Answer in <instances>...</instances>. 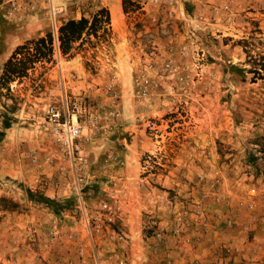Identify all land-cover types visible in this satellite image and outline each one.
Instances as JSON below:
<instances>
[{
    "label": "rangeland",
    "instance_id": "374dc122",
    "mask_svg": "<svg viewBox=\"0 0 264 264\" xmlns=\"http://www.w3.org/2000/svg\"><path fill=\"white\" fill-rule=\"evenodd\" d=\"M102 8L109 30L0 86V264H264V0H0V77Z\"/></svg>",
    "mask_w": 264,
    "mask_h": 264
},
{
    "label": "trees",
    "instance_id": "16d2710c",
    "mask_svg": "<svg viewBox=\"0 0 264 264\" xmlns=\"http://www.w3.org/2000/svg\"><path fill=\"white\" fill-rule=\"evenodd\" d=\"M111 25L110 12L106 8L100 9L92 19L82 17L79 20H69L60 26L55 37L53 33H47L35 41L19 47L10 60L5 64L0 77V86L5 85L9 89L10 83L26 76L27 72L37 63L51 61L54 56L55 43L63 56H67L73 50V46L82 41L85 35H97L100 31L109 30ZM8 120L4 123V128L9 129ZM31 201L42 203L52 208L56 214L63 210V204L53 199L42 197L38 194L28 192Z\"/></svg>",
    "mask_w": 264,
    "mask_h": 264
},
{
    "label": "built area",
    "instance_id": "2783aa9c",
    "mask_svg": "<svg viewBox=\"0 0 264 264\" xmlns=\"http://www.w3.org/2000/svg\"><path fill=\"white\" fill-rule=\"evenodd\" d=\"M74 117L76 118V115H69L67 105L65 109L51 106L47 112V120L52 136L66 148L70 160L75 162L80 159L81 148L78 140L81 128L78 119L74 120Z\"/></svg>",
    "mask_w": 264,
    "mask_h": 264
}]
</instances>
